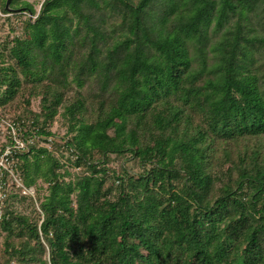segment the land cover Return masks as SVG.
<instances>
[{
  "label": "trees",
  "instance_id": "16d2710c",
  "mask_svg": "<svg viewBox=\"0 0 264 264\" xmlns=\"http://www.w3.org/2000/svg\"><path fill=\"white\" fill-rule=\"evenodd\" d=\"M5 2L0 264H264V0Z\"/></svg>",
  "mask_w": 264,
  "mask_h": 264
},
{
  "label": "built area",
  "instance_id": "2783aa9c",
  "mask_svg": "<svg viewBox=\"0 0 264 264\" xmlns=\"http://www.w3.org/2000/svg\"><path fill=\"white\" fill-rule=\"evenodd\" d=\"M31 16V15H30ZM0 134L5 144L0 148V217L4 214V207L10 187L21 195L28 196L36 202L35 191L27 187L18 169L19 154L27 151L32 138L26 137L21 127L6 116L0 115ZM36 207L40 211L36 202Z\"/></svg>",
  "mask_w": 264,
  "mask_h": 264
},
{
  "label": "rangeland",
  "instance_id": "374dc122",
  "mask_svg": "<svg viewBox=\"0 0 264 264\" xmlns=\"http://www.w3.org/2000/svg\"><path fill=\"white\" fill-rule=\"evenodd\" d=\"M29 1L33 3V5H34V7H35V9H36V12H38L42 0H29ZM7 15H8V14H4V13H2V11H1V9H0V24L3 23L2 27H1V30H0V34H4V33H6V32L8 31V29H9L8 22H7V20L5 19ZM30 17H31V16H30ZM33 17H35V16H32V18H33ZM12 19H13V18H11V20H12ZM12 21L14 22V23H12V24H15V23H16L15 20H12ZM32 107H33L34 109H37V100H35V101L33 102ZM53 130L56 131V135H57V136H61V135L63 134V132H64V128H63L58 122H56V123L54 124V126H53ZM124 163H125L127 166H129V167L132 166V164H131L129 161H127V160H126ZM119 164H120V161L117 160V159H115V162H114L113 164H111V166H113L114 168H119ZM126 165H125V166H126ZM9 191H10V190H9Z\"/></svg>",
  "mask_w": 264,
  "mask_h": 264
},
{
  "label": "water",
  "instance_id": "95a60500",
  "mask_svg": "<svg viewBox=\"0 0 264 264\" xmlns=\"http://www.w3.org/2000/svg\"><path fill=\"white\" fill-rule=\"evenodd\" d=\"M11 0H6L5 2V9L8 11H11V8L9 7Z\"/></svg>",
  "mask_w": 264,
  "mask_h": 264
}]
</instances>
